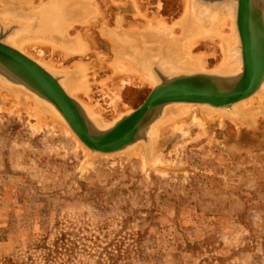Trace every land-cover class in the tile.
Here are the masks:
<instances>
[{
    "label": "rangeland",
    "instance_id": "obj_1",
    "mask_svg": "<svg viewBox=\"0 0 264 264\" xmlns=\"http://www.w3.org/2000/svg\"><path fill=\"white\" fill-rule=\"evenodd\" d=\"M149 3L151 15L160 13L170 22L185 9L184 0ZM106 11L109 17L112 11ZM236 14L237 7V21ZM25 25L0 11V41L13 47L10 38ZM88 36L94 40V33ZM94 41L98 50L109 52L106 42ZM193 51L209 55L210 72L174 74L155 63L156 84L161 75H220L212 72L221 60L219 49L212 55L213 45L202 42ZM80 59H65L64 67ZM82 60L90 62L92 55ZM61 74L55 73L58 80ZM111 74L99 72L102 79ZM139 83L122 89L132 112L156 86ZM92 100L112 123L113 107L100 85L93 86ZM1 103L0 264L9 259L18 264H264V121H249L250 128L228 119L206 128L194 121L178 134L168 131L158 138L157 162L147 131L127 148L143 141L145 162L116 155L126 148L109 156L82 143L89 155L59 125L39 123L24 108L3 109ZM47 247L58 250L53 262L45 259Z\"/></svg>",
    "mask_w": 264,
    "mask_h": 264
},
{
    "label": "bare ground",
    "instance_id": "obj_2",
    "mask_svg": "<svg viewBox=\"0 0 264 264\" xmlns=\"http://www.w3.org/2000/svg\"><path fill=\"white\" fill-rule=\"evenodd\" d=\"M100 1L103 5L99 0H88L87 3L81 0H0L1 13L11 18L20 17L26 23L21 32L10 38L13 48L51 75L55 76L58 72L64 74L59 82L73 99L81 103L97 128H107L108 125L110 128L132 113L122 100L125 84L139 80L144 87L157 85L159 78L154 74L155 63L174 74L210 72L207 65L209 55L193 51L202 42L213 45L212 55H216L218 49L221 52L220 63L212 72L226 77L242 72L241 46L234 20L236 0H184L183 15L173 22L160 13L151 15L149 0ZM257 2L264 7V0ZM108 8L112 11L109 17ZM83 31L94 33V40L106 42L109 52L98 50L93 36L89 37ZM47 51L51 52L49 59L46 58ZM88 54L92 55V61L84 62L82 58ZM76 55L81 59L72 64V68L64 67V60ZM100 70H108L112 74L102 79ZM94 85H100L109 98L114 111L112 123H106V110L92 100ZM0 100L3 109L24 108L39 123L52 121L65 129L78 147H83L54 104L1 70ZM225 119L239 128L249 121L255 124L264 121V82L253 95L228 107L183 102L166 105L148 129L153 138L152 160L157 162V150L153 147L164 133H177L194 121H198L203 128L215 122L223 125ZM247 127L250 128L249 125ZM87 150L84 152L89 153ZM145 150L144 142L140 141L116 155H133L146 162Z\"/></svg>",
    "mask_w": 264,
    "mask_h": 264
},
{
    "label": "water",
    "instance_id": "obj_3",
    "mask_svg": "<svg viewBox=\"0 0 264 264\" xmlns=\"http://www.w3.org/2000/svg\"><path fill=\"white\" fill-rule=\"evenodd\" d=\"M237 1L242 72L236 76L195 73L161 75L143 104L107 129H98L59 80L17 49L0 41V70L50 101L80 141L91 151L111 154L146 137V133L172 103H199L228 107L259 90L264 82V7L257 0Z\"/></svg>",
    "mask_w": 264,
    "mask_h": 264
},
{
    "label": "trees",
    "instance_id": "obj_4",
    "mask_svg": "<svg viewBox=\"0 0 264 264\" xmlns=\"http://www.w3.org/2000/svg\"><path fill=\"white\" fill-rule=\"evenodd\" d=\"M47 250H48V255L45 259L47 260V262H53V259H55L54 254L57 253L58 250L51 251V249H49L48 247ZM2 264H18V263H14V261L9 259V260H5Z\"/></svg>",
    "mask_w": 264,
    "mask_h": 264
}]
</instances>
